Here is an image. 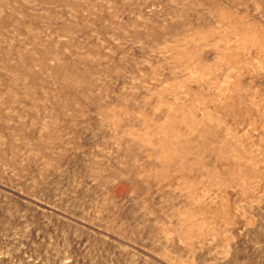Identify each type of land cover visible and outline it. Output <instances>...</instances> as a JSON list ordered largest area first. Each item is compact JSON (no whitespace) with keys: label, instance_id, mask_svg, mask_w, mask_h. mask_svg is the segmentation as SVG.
Masks as SVG:
<instances>
[{"label":"rangeland","instance_id":"1","mask_svg":"<svg viewBox=\"0 0 264 264\" xmlns=\"http://www.w3.org/2000/svg\"><path fill=\"white\" fill-rule=\"evenodd\" d=\"M0 264H264V0H0Z\"/></svg>","mask_w":264,"mask_h":264}]
</instances>
